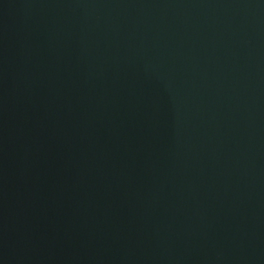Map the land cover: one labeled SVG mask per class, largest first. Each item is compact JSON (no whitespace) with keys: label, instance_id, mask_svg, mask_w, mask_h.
I'll list each match as a JSON object with an SVG mask.
<instances>
[{"label":"water","instance_id":"95a60500","mask_svg":"<svg viewBox=\"0 0 264 264\" xmlns=\"http://www.w3.org/2000/svg\"><path fill=\"white\" fill-rule=\"evenodd\" d=\"M0 264H264V0H0Z\"/></svg>","mask_w":264,"mask_h":264}]
</instances>
